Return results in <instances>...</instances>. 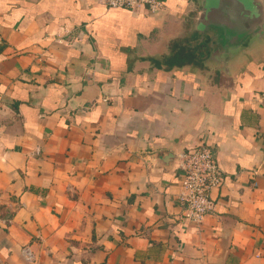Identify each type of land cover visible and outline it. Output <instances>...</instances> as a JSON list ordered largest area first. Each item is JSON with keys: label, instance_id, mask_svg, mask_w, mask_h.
<instances>
[{"label": "crops", "instance_id": "obj_1", "mask_svg": "<svg viewBox=\"0 0 264 264\" xmlns=\"http://www.w3.org/2000/svg\"><path fill=\"white\" fill-rule=\"evenodd\" d=\"M214 14L0 0V264H264V32ZM202 141L224 179L196 225Z\"/></svg>", "mask_w": 264, "mask_h": 264}, {"label": "built area", "instance_id": "obj_2", "mask_svg": "<svg viewBox=\"0 0 264 264\" xmlns=\"http://www.w3.org/2000/svg\"><path fill=\"white\" fill-rule=\"evenodd\" d=\"M110 8L141 10L150 15L162 11L166 0H105ZM255 100L264 108V91ZM180 192L178 198L185 205L184 219L199 225L205 216L216 208L212 191L223 184L224 170L214 154L212 146L200 142L192 150L182 154ZM29 255V251L25 250Z\"/></svg>", "mask_w": 264, "mask_h": 264}, {"label": "water", "instance_id": "obj_3", "mask_svg": "<svg viewBox=\"0 0 264 264\" xmlns=\"http://www.w3.org/2000/svg\"><path fill=\"white\" fill-rule=\"evenodd\" d=\"M205 15L215 12V25L230 26L236 35L264 32V0H198Z\"/></svg>", "mask_w": 264, "mask_h": 264}]
</instances>
